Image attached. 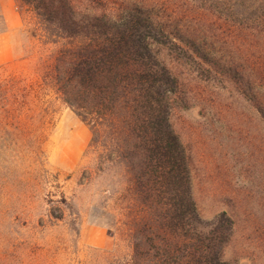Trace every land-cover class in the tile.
Returning a JSON list of instances; mask_svg holds the SVG:
<instances>
[{"label": "trees", "instance_id": "1", "mask_svg": "<svg viewBox=\"0 0 264 264\" xmlns=\"http://www.w3.org/2000/svg\"><path fill=\"white\" fill-rule=\"evenodd\" d=\"M20 1L32 13L33 51L41 50L31 72L0 67V127L45 156L49 116L62 103L90 127L87 153L96 156L100 174L118 167L127 178L108 218L117 249L86 264H233L225 254L234 218L223 211L206 219L198 208L192 158L172 122L183 86L165 50L212 65L264 120L259 78L236 58L217 59L169 16L172 0L134 1L104 13L80 10L73 0ZM188 3L225 9L229 18L238 15L246 27L264 31V0Z\"/></svg>", "mask_w": 264, "mask_h": 264}, {"label": "rangeland", "instance_id": "2", "mask_svg": "<svg viewBox=\"0 0 264 264\" xmlns=\"http://www.w3.org/2000/svg\"><path fill=\"white\" fill-rule=\"evenodd\" d=\"M134 1L141 0H73L78 9L97 13ZM172 3L169 16L186 24L217 59L244 63L264 89V31L246 27L238 15L229 18L223 8ZM31 18L20 0H0V67L31 72L41 50L33 51ZM165 57L183 86L172 122L192 158L199 211L206 219L223 211L234 218L227 260L264 264L263 117L212 65L170 50ZM49 121L42 157L13 129L0 127V264H86L117 249L108 218L114 193L127 188L123 169L100 174L96 156L87 153L90 127L70 108L57 103Z\"/></svg>", "mask_w": 264, "mask_h": 264}]
</instances>
